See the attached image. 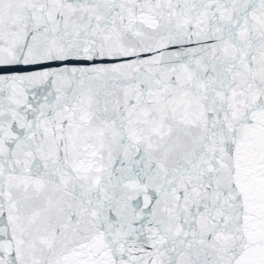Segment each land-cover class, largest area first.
Masks as SVG:
<instances>
[{
	"label": "snow or ice",
	"instance_id": "6c2138e0",
	"mask_svg": "<svg viewBox=\"0 0 264 264\" xmlns=\"http://www.w3.org/2000/svg\"><path fill=\"white\" fill-rule=\"evenodd\" d=\"M0 264H264V0H0Z\"/></svg>",
	"mask_w": 264,
	"mask_h": 264
}]
</instances>
